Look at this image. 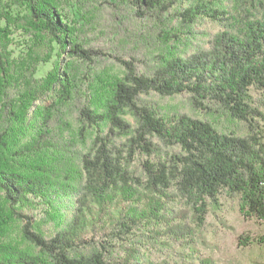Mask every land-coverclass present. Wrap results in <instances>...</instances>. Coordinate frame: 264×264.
I'll list each match as a JSON object with an SVG mask.
<instances>
[{"label":"trees","instance_id":"1","mask_svg":"<svg viewBox=\"0 0 264 264\" xmlns=\"http://www.w3.org/2000/svg\"><path fill=\"white\" fill-rule=\"evenodd\" d=\"M7 2L51 51L29 47L21 76L0 52V222L20 221L25 244L0 240V264H158L150 253L190 244L189 223L221 198L264 223V0H0L2 36ZM198 21L216 29L204 47L153 55ZM113 41L139 42L150 70ZM51 58L58 67L37 79ZM105 58L121 78L96 71ZM150 94H186L197 114L164 113ZM44 95L50 104L29 115ZM68 106L83 127L109 124L87 151L62 135ZM125 115L135 127L117 140Z\"/></svg>","mask_w":264,"mask_h":264},{"label":"rangeland","instance_id":"2","mask_svg":"<svg viewBox=\"0 0 264 264\" xmlns=\"http://www.w3.org/2000/svg\"><path fill=\"white\" fill-rule=\"evenodd\" d=\"M8 18L6 32L0 35V52L7 58L11 68L14 70L15 75L20 74L24 60V54L28 48L36 45V51L39 53L51 51V44L47 40H42L34 33L29 25V16L25 8L21 5H12L6 3ZM215 28L206 22L198 21L191 27L181 29V34L177 41L171 40L166 45H163L159 50L152 48L153 55L160 54L159 52H168L170 54H179L189 56L195 51L205 46V38L208 35L215 33ZM187 32V33H186ZM190 33V34H188ZM205 33V34H204ZM155 37V36H154ZM115 45H106L105 48L113 49L118 48L119 54L126 56H136L138 60L137 66L139 72H148L151 62L147 57H143L141 50L138 48L140 43H129L127 47L120 48V41H113ZM115 46V47H114ZM124 46V44H123ZM105 48L101 50H105ZM140 50V51H139ZM113 52V51H112ZM24 59V60H23ZM59 62V67L51 58L48 62L42 63L39 71L35 75L37 79H44L47 74L53 72V68L57 66L60 70H64L69 63L65 55H61L56 59ZM96 71L104 74L103 78H121L123 76L122 68L113 62L112 59H103ZM55 64V65H54ZM19 66V69H18ZM92 73V74H91ZM92 77L95 72H91ZM86 73V80L89 78ZM94 78V77H93ZM84 83V81H82ZM96 84V83H95ZM102 89L107 88V82H102ZM100 86V84H96ZM97 98L100 93H90ZM150 104L155 108L160 109L164 113H186L189 115L197 114L191 108L188 95H176L172 97H160L155 94L144 96ZM51 100L49 95H44L39 101L35 102L33 107L29 110V115L35 108L42 107L50 104ZM65 125L62 126V135L67 136L69 140H73L77 148L87 151L92 144L97 134L104 135L109 129V124L106 123L99 128H86L75 118V113L72 107L68 106L62 110ZM37 116V115H36ZM123 121L129 127L127 134H116L117 130H113L117 140H125L130 137V132L135 127L133 118L130 115L123 116ZM102 131L101 133H99ZM1 201V199H0ZM37 224L40 225L43 231L50 229L51 222H45L41 212L33 211ZM0 226V240L10 242L20 247H24L20 235V228L22 223L17 220L8 219L6 224L1 223ZM192 228L190 235V244H187L185 238L182 243H170L168 246H162L161 251L151 252L149 257L158 264L164 262L169 264H264V223L255 220L251 217H246L238 210L235 203L221 198L220 206L215 209L208 206L207 214L204 217L202 225L199 227L189 223ZM186 241V244H185Z\"/></svg>","mask_w":264,"mask_h":264}]
</instances>
